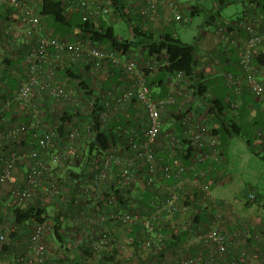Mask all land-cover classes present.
<instances>
[{
	"label": "built area",
	"instance_id": "built-area-1",
	"mask_svg": "<svg viewBox=\"0 0 264 264\" xmlns=\"http://www.w3.org/2000/svg\"><path fill=\"white\" fill-rule=\"evenodd\" d=\"M184 1L140 0L139 16L145 24H154L160 19V7H168L169 14L161 18L163 27L183 21L187 16ZM42 2L0 0V73L5 67L1 55L18 60L9 69L16 78L15 85L7 81L0 84V192L4 185L14 182L12 194L19 202L45 205L56 198L72 199L74 189L75 201L67 212L69 242L73 249L85 244L98 259L117 251L118 258L134 264L141 263L139 258L146 261L153 253H157L156 264H245L249 258L264 261V246L251 256L245 249L234 254L231 251L233 242L249 239L252 233L240 228L248 218L243 219L229 200L214 193L210 171L214 162L220 161V138L212 134L207 115L190 109L184 73L171 78L168 95L155 99L143 70L146 65L157 69L160 64L142 65L133 54H121L78 37L52 35L40 14ZM65 2L69 11L83 10L85 21H98L111 10L107 0ZM217 33L223 48L233 46L238 54L241 73L225 75L229 95L234 98L230 100L232 107L238 106L239 97L248 90L264 108V64L256 59L264 50L263 15L245 11L233 22L220 23ZM78 61L89 65V75L98 89L110 62L132 79L128 86L116 85L103 93L106 104L99 113L102 123L118 114L130 115L131 106L142 115L136 125L120 126L122 142L94 150L88 166L83 167L87 168L86 175L75 179L65 169L82 159L84 141L93 140L97 134L95 121L81 115L91 108L83 91L61 79L59 73ZM174 105L179 106L180 113L172 116L177 126L169 128L165 112ZM29 133L38 140L37 148L28 144ZM257 139L259 150L264 149V129L257 130ZM188 147L192 154L185 160ZM141 181L154 193L147 203L136 194ZM255 197L254 192H248V200ZM224 206L235 216L230 235ZM50 225H33L29 264H52L45 243ZM136 227L138 234L129 236ZM174 235L175 245L163 253ZM4 239L5 234L0 233V243ZM135 241L141 242L139 254L134 250L124 254L128 248L134 249Z\"/></svg>",
	"mask_w": 264,
	"mask_h": 264
},
{
	"label": "trees",
	"instance_id": "trees-1",
	"mask_svg": "<svg viewBox=\"0 0 264 264\" xmlns=\"http://www.w3.org/2000/svg\"><path fill=\"white\" fill-rule=\"evenodd\" d=\"M107 1L110 2V13L98 21H85L83 19V10L77 12L69 11L65 0H43L40 6V14L44 20L46 28L54 36L60 38L78 37L94 43H99L109 50L117 51L121 54H133L138 63L142 65H145L147 62L160 64L157 69H152L146 65L143 70L147 84L155 99L162 98L170 93L171 89L169 83L171 78H173L178 72L182 71L184 73V78L187 80L183 84L184 89H188L189 94L190 91H192L193 96L196 95L198 98H205L208 100V113L212 116V118L209 119L212 134L219 138L221 136L224 141H227L234 135L244 136L243 127L251 124L237 117L236 112L242 110V107H240L241 104H238L237 107L233 108L230 100L227 101V99H224L220 95H215L213 97L208 95L210 83L206 79V72L202 69L199 61L200 48L198 40L191 43L183 41L179 35L170 30L169 27L174 23L166 25L167 27L164 26L165 29L163 31L158 32L153 30V27L151 26L152 23L147 24L146 26L140 16L138 18L131 16L130 11L126 10L127 2L125 0ZM258 1V6L260 7L262 5V8H264V0ZM221 2L224 4L229 3L228 0H221ZM220 8H222V6H220ZM245 11L250 10L246 8ZM250 12L253 13L252 10ZM197 13H199L197 7L192 6L190 15L194 16ZM219 16V12H213L211 10V15L207 19V23L218 26L219 24L217 23H219ZM120 18L129 22L132 30L131 36L122 38L115 32L114 22ZM136 19L140 20L145 25L143 26L141 23L133 22ZM220 23L225 22L222 21ZM1 57L5 67L3 72L0 73V84L3 81H7L10 86H14L16 78L12 76V72H10L9 69L13 68L18 63V60L11 58L10 56L1 55ZM256 59L264 64V50L257 53ZM59 73L61 79L69 80L71 83H74L77 88L83 91L84 98L88 101L91 108L89 109L88 114H81L82 118L94 120V125L97 129V134L93 140L86 139L84 141L82 159L76 162L75 165H69L71 167L68 166V168L65 169L70 178L80 179L86 175L87 168L83 169V167L86 166V164L88 166L89 159L94 150L104 144L109 145L110 143L116 144L122 142L124 134L120 131V126L136 125L138 122L137 119H133L130 109H128L127 112L130 115L118 114L111 118L107 124L102 123L99 117L100 111L105 108L106 97L103 96V93L106 89H113L116 85H121L123 87L128 86L132 79L126 77V75H122L119 72V69L111 62L108 65V74L103 78L100 89H98L92 81L93 79L89 75V65L86 64L85 61H78L72 63L70 66H65V68ZM117 78H120L121 80L115 81L114 79ZM123 81H127V83H124ZM174 106L170 108H173ZM64 117H68V115L66 114ZM126 117L130 118L127 119ZM65 119L66 118H63V120ZM240 121H244V125H242ZM166 122H169L168 118L166 119ZM262 129H264V127H262ZM256 140L257 131L255 132V137L253 139H247V142L248 145L259 154L260 151H258L256 147H253L254 143H256V146L259 145V142H256ZM27 142L33 148L38 147V140L32 133L28 134ZM223 144L224 143L220 142L219 146L221 145L222 147ZM191 154L192 148L188 147L186 149V155L183 156L184 159L187 160ZM142 172L144 173V171ZM142 177L143 176L141 175V178ZM69 186L72 188V185L69 184ZM212 187L214 189L213 183ZM74 191V189L71 191L72 199L67 200L56 198L55 201L45 205H41L39 202L25 204L21 202L18 203V201L15 208L12 210L14 226L12 229L8 230L7 236L5 235L4 241L1 242L2 245H0V260L6 264H13L10 261L8 262L6 255L2 254V251L8 249V244L15 240L17 236L24 233V231H31L30 227L32 228L34 224L43 222L51 223L52 236L56 244L62 247L64 251H72L74 253L73 262L75 264H88L90 258L94 257L97 259L85 244H80L77 247L75 246L73 249L69 242L68 230L71 224L67 212L69 207L71 208L72 204H74ZM136 194L143 203H147L154 193L150 187L145 185V182L141 181ZM257 196L254 200H247L245 204L247 206H252L257 202ZM119 197L122 200V196L120 195ZM202 218L203 216H197L196 220ZM138 232L139 227H136L132 232L128 233V235L132 236L135 235V233L138 234ZM174 238H176V235L172 236L170 240L166 242V245L162 249L163 253L175 245ZM179 239H184V237H179ZM140 248L141 242L135 241L133 249L135 254H139ZM25 254L26 252L20 257H25ZM156 254L157 253H153L149 255L150 260H156ZM118 257V252L114 251L111 255H104L100 260L103 262L107 261L109 264H134L132 261L124 262V260ZM66 258L70 257L66 256ZM138 260L141 262L139 264H144L145 262L149 264L148 260L145 262L142 258H139ZM26 262L27 260L22 261L24 264H26Z\"/></svg>",
	"mask_w": 264,
	"mask_h": 264
},
{
	"label": "crops",
	"instance_id": "crops-1",
	"mask_svg": "<svg viewBox=\"0 0 264 264\" xmlns=\"http://www.w3.org/2000/svg\"><path fill=\"white\" fill-rule=\"evenodd\" d=\"M127 2L126 7H127V11H129L128 9H130L132 11V13H139L140 10V0H125ZM203 1L205 0H185L184 1V5H185V11L190 10L191 12V7H197L198 11L200 12V10H202V8H204L205 6L203 5ZM229 2L231 0H228ZM243 7L242 9L237 12L235 14V16H233V14L228 15L225 19H223V22H228V21H234L236 20V18L242 16V14L245 12L246 8L248 10H252L253 13H260L263 15L264 17V8H262V5L259 7L258 5V0H241ZM208 2L210 3V7L212 9L213 12H216V10L218 11V8H220V6H225L226 4L222 3L221 0H208ZM194 4V5H191ZM187 9V10H186ZM170 12L168 7H160V19L158 20V22H155L154 24H152L151 26L153 27V30H156L158 32L163 31L165 29V27H163L161 25V18L168 15ZM220 17V16H219ZM146 24H151V23H146ZM167 27V26H166ZM200 52H199V61L200 64L202 66V69L206 72L207 75V80L209 81V91H208V95L210 97H213L215 95H220L222 96L224 99H227V101L234 99L233 97H231L230 94V90L227 87V85L225 84V75L228 72H232L234 74H240L241 73V69L238 65V54H237V50L235 47L233 46H229V48L226 50L223 48L222 46V42H221V38H220V42L219 39L216 38H206V43L202 44V47H200ZM264 76V75H263ZM107 77V76H106ZM116 80H121L120 78L114 79ZM264 80V77H263ZM124 83H127V81H123ZM171 89V88H170ZM186 94H187V99H188V105L190 107V109L195 112L200 114H204L207 115L208 120L210 118H212V116L209 115V111L207 110L208 108V100L205 98H198L196 95L193 96V92L190 91L189 94V90L185 88ZM240 101L239 104H241L240 107H242V110L236 112L237 113V117L239 119L245 120L247 123L251 124L254 128H255V132L259 129L264 127V108H262L259 103L256 101V99L254 98V95L246 90L244 94H242L239 99ZM179 106L176 105L173 108H170L168 110H166L165 112V117L168 118L169 122L167 123V127L171 128L174 126H177L176 122H174L172 116L174 115H178L180 113V110H178ZM130 112L133 115V119H137L138 116L142 115L141 111H137L136 109H134L132 106L129 108ZM126 118H130V117H126ZM172 118V119H171ZM209 122V121H208ZM210 123V122H209ZM211 125V124H210ZM259 142V140L257 139L256 142ZM260 143V142H259ZM224 145H220V149H221V156H220V161H216L213 164V169L210 171V176L216 181V179H218L220 177V175L224 172V165L226 163L225 160V155H226V150L223 147ZM258 149V151H260L261 153L264 152V149L259 150L258 146L256 147ZM220 163V164H219ZM22 169L25 170V167H23ZM20 185H24L23 182H19ZM18 183V185H19ZM6 186H10V189L8 190V194L3 195V192H0V233H5V235L7 236L8 234V230L12 229V227L14 226L13 224V214H12V210L13 208H15L17 201L19 200L18 198H16L13 194H12V188L14 186H16V183L14 182H9L6 184ZM5 187V186H4ZM4 189V188H3ZM3 191V190H2ZM251 192L255 191L253 189H250ZM255 195L257 196V194L255 193ZM220 198L223 199L222 196H219ZM227 199V198H224ZM233 204H235L236 202L233 201ZM262 203H260L258 205V208L260 209L259 212L262 213V215L264 216V210L261 207ZM236 206V205H235ZM245 206V207H244ZM244 206H240V211L238 210V212H243V210L245 208L246 214H249L250 218H248L249 223H244L240 226V228L242 229H248L251 231L252 235L249 239H242L240 241H236L235 243L233 242L231 245V248H234L236 250H238V246L243 243L241 245V247H245L247 246V248L249 250H255L258 248H260L261 246H264V225H258V224H253L251 223V221H253L251 219V217H253L254 215H256L257 213L255 212L256 209L253 208H249L250 206H247L244 204ZM252 207V206H251ZM237 209H239V206H237ZM250 210V212H248L247 210ZM223 210L225 212V215L227 217L228 220V226H229V231H233L235 229V216L234 214H232L231 209H229L228 207H223ZM241 212V213H242ZM240 214V213H239ZM204 217V215H203ZM255 217V216H254ZM33 228V226H32ZM31 228V231H32ZM31 233V232H29ZM24 236L26 237V234H24ZM27 238V237H26ZM240 242V243H239ZM0 245H2V243H0ZM8 249L6 250H1L2 254L6 255V258L8 259V262L10 261L13 264H24L22 263L23 260H27L26 264H29V250H27L26 247V242H24L22 240V234L20 236H17L15 238V240L11 241L8 244ZM1 247V246H0ZM25 257H20L23 255V253H25ZM23 259V260H22ZM50 260H52L50 258ZM148 260L149 264H156V262H154V260H150V257L146 259V261ZM91 263L88 264H109L107 261L103 262L100 259H89L88 260ZM151 261V262H150ZM145 262V261H144ZM0 264H6L4 262H2L0 260ZM144 264H147L146 262Z\"/></svg>",
	"mask_w": 264,
	"mask_h": 264
},
{
	"label": "rangeland",
	"instance_id": "rangeland-1",
	"mask_svg": "<svg viewBox=\"0 0 264 264\" xmlns=\"http://www.w3.org/2000/svg\"><path fill=\"white\" fill-rule=\"evenodd\" d=\"M193 1V0H191ZM203 5L205 6L200 10L199 13L192 16L190 15V10L186 11L187 16L183 21L175 22L169 28L172 32H175L179 37L185 42H194L198 40V44L202 47V44L206 43V38H218L220 42V37L216 33V28L218 27L215 24H208L207 19L211 15V5L208 0L203 1ZM192 5V4H191ZM243 7L241 0H231L222 8H218L216 12L220 13L217 24H220L223 19H225L228 15L235 14L239 12ZM131 16L138 18L139 13H132L130 9ZM133 22L141 23L143 26L145 25L140 20L136 19ZM147 26V25H146ZM115 32L122 38L129 37L132 34L131 27L129 22L125 19H118L114 22ZM242 125H244V121H240ZM167 127V123H166ZM244 136L234 135L227 141H224L220 136V142L224 143L223 147L226 150L225 160L226 163L224 165V172L220 175L216 181L213 179L212 183L214 185V193L217 196H222L223 198H227L231 203L235 201L233 204L238 212L240 211V206H244L246 201L248 200V192L250 189H253L255 193L258 195L257 202L250 206L249 208L256 209V215L251 217L253 221L251 223L261 225L264 220V216L259 212L258 205L262 203L261 207L264 210V152L256 153L254 149L248 145L247 139H253L255 137V128L251 125H245L244 127ZM253 147H257L256 143H254ZM5 186V187H4ZM1 189L3 195L8 194V190L10 186L4 185ZM4 188V189H3ZM3 190V191H2ZM18 202V201H17ZM20 203V202H18ZM246 205V204H245ZM239 206V209H237ZM245 207V206H244ZM247 209V208H245ZM243 212H239L243 219L250 218L249 214H246V210ZM250 212V210H247ZM249 223V222H248ZM229 225V224H228ZM229 227V226H228ZM31 229V227H30ZM228 228L227 234L230 235L231 231ZM31 231H24L22 233V240L26 242V247L28 250V242ZM26 234V237L24 236ZM46 245L48 247V255L52 259V264H75L73 262L74 253L72 251H64L62 247H60L53 240L52 230L49 232V235L46 239ZM240 243V242H239ZM243 243L238 246V250H247L249 255H253L259 251L249 250L247 246L241 247ZM244 245V244H243ZM232 253H236V249L231 248ZM130 252H133L132 248H128L124 254L128 255ZM146 253L143 254V256ZM69 256L70 258H66ZM90 259H94L90 258ZM91 263V262H89ZM245 264H264V261L258 259H248Z\"/></svg>",
	"mask_w": 264,
	"mask_h": 264
}]
</instances>
